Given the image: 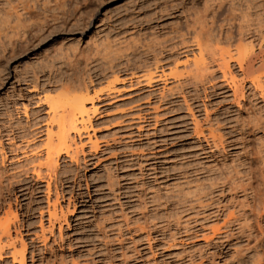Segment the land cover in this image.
<instances>
[{"label":"rangeland","instance_id":"374dc122","mask_svg":"<svg viewBox=\"0 0 264 264\" xmlns=\"http://www.w3.org/2000/svg\"><path fill=\"white\" fill-rule=\"evenodd\" d=\"M217 1L0 0L4 183L12 174L14 181L25 177L26 141L32 148L42 144L44 137L31 132L44 129L48 99L65 90L63 84L69 96L85 86L88 96L99 98L89 130L98 151L82 134L75 137L85 144L77 162L59 160L68 171L58 188L57 210L67 216L60 233L56 224L45 244L31 242L39 215L26 218L24 207L45 211L53 188L47 199L45 183L27 175L24 182L36 188L32 199L16 189L15 213L30 223L23 241L28 252L43 253L34 260L28 253L27 264L53 257L56 264H254L264 258V94L246 81L234 99L220 67L231 57V75L240 78L233 38L246 24L254 67L264 65V0H247L255 5L249 12L243 0L237 4L245 7L231 0L234 10L246 9L241 15L251 12L248 19L229 0ZM226 36L232 40L226 43ZM198 48L206 69L195 82L188 72L194 73ZM260 68L254 75L263 79ZM150 74L165 79L144 85ZM187 76L193 82L183 81ZM195 121L202 135L194 133ZM8 198L14 209V196ZM6 210L0 209V221ZM42 223L47 227L46 217Z\"/></svg>","mask_w":264,"mask_h":264},{"label":"bare ground","instance_id":"6f19581e","mask_svg":"<svg viewBox=\"0 0 264 264\" xmlns=\"http://www.w3.org/2000/svg\"><path fill=\"white\" fill-rule=\"evenodd\" d=\"M220 1H217V2H220ZM229 1H230L229 5L231 6V4H232L231 0H229ZM233 1H235V0H233ZM243 1H242L243 3L247 2V0L246 1L243 0ZM254 1L255 0H253L252 2H254ZM257 1L258 0H256V2ZM235 2H236V4L239 2L241 4V0L238 2L237 1H235ZM212 3H213V1H212ZM247 3H249V2H247ZM247 3H245L247 5L246 8L248 7L250 9L251 7H249V6L252 4L250 2V5L248 6ZM236 4H233L232 6L234 7ZM240 4H237V5H240ZM254 4H255V2H254ZM254 4L252 6L255 7V5H257V4H255V5ZM259 5H260V3H259ZM232 6H231V8L236 13V12H238L237 9H240L241 5L237 6L239 8H236V10H234L235 7L233 8ZM242 6H243V4H242ZM228 7H226V8L228 9ZM243 7H245V6H243ZM257 7L255 9L256 14L258 13ZM231 8L229 10L231 12L227 11L228 13H234V12H232ZM243 9H245V8H243ZM243 9L241 8L239 10V13H238V15H240L241 19L244 16L246 17L247 14L248 15L251 14V12L248 13L249 12V9H248L247 10L248 12L244 13L246 15H244V14L241 15ZM245 10H244V12H245ZM255 10H254V12H255ZM260 11L263 12L262 10H260ZM240 12H241V14H240ZM9 13L11 15H14L11 12H9ZM240 17H239V19H240ZM247 17L249 18L250 16H247ZM246 18H243V20ZM243 20H241V21H243ZM251 21L249 20V23ZM0 24H1V22H0ZM243 24H245V20H244ZM246 25H243L246 27V29L243 26L242 27L244 29H239V30H242L243 32H241V31L239 32V30H238L237 31L238 35L235 34V37L233 38L235 41H233V44L235 42L236 45L233 46L230 43L232 40V37L228 36V37H230L229 39H231L230 42L228 41V44L230 43L233 47L236 48V51L234 49L235 54H236L234 60L236 61L235 63L238 66V69L240 72L239 74H241V76H239L240 78L238 77L239 79H236V77L233 76V74L231 75V72L229 70V65H228V61L231 59V57H229V59L227 58V59L222 60V63L220 64V67L222 68V74H223L222 76L227 77L229 75L228 79L230 78L229 79L230 90L232 92L234 99H237L239 96H241L243 94V87H244L243 85L246 81L250 82V84L253 85L252 87H254L256 90L258 89L261 96L264 94V78L262 79L260 76L254 75V73L261 66H264V65L262 64V60H261L258 63L259 65L257 64L258 67L257 66H256L257 68L254 67V63L256 60H253V58L255 55H257V54L254 55V50H253V47H254L253 44H255V43H253V41H250L249 38H248L249 41H246L248 35H247V32L245 33V31H248V34H249V30H247L248 29L247 27L250 24H248V26H246ZM239 27H241V26L239 25V22H238V28ZM250 30H252V28ZM252 34H253V32H252ZM220 37L218 36V38H220ZM228 37L227 36L224 37V40L226 41V39H228ZM252 37H250V38H252ZM220 41H218V42H220ZM222 42L224 43V41H222ZM212 43H214V41ZM215 43H216V40H215ZM226 43H227V41H226ZM197 45L200 48V43L197 42ZM216 47L218 48V46H216ZM260 48H261V46H260ZM198 51H199V52H197L198 56H195V58L193 57L194 59L191 60L192 61L191 64L194 67V68L192 67L194 69V73L192 75L190 74V72H193V70L191 69V66H190L191 71L190 72L187 71L188 76L191 79L195 80V82L199 81L198 80L199 78H197V76L200 77L199 72L202 71V69H204V66H206L204 64V56L201 52V49H199ZM220 51L225 53V51H223L222 49ZM225 54H227V53H225ZM256 57L257 56H255V58ZM263 63H264V61H263ZM205 69H206V67H205ZM186 75H184V76H186ZM189 77L188 78L185 77L186 80H183V81H187V80L189 81V79H190ZM164 79H165L164 74L157 75V76L150 74V75H147L144 78H142V82L144 85L149 86L154 80L155 81H157V80L162 81ZM191 79H190V81L193 82V80H191ZM57 82L59 83V79L57 80ZM181 82H179V83H181ZM54 83H56V81L53 82V84ZM64 83H67V80ZM193 84H195V83H193ZM66 85L68 86V84H66ZM35 86H37V85H35ZM59 86H62V85L59 84L57 87H59ZM67 86H64V84H63L64 88L65 87L67 88ZM64 88H62V89H64ZM66 88H65V90H63V91L61 90L60 93L56 94V97L55 96L49 97L48 103H47V110H46L47 120L45 119L46 121L44 122V127H43L44 129L41 130V129L37 128L40 131L36 130V132H34V131L31 132L32 134L34 133L33 136L38 135V136L44 137L42 144L39 146L42 148V150H40L38 145H36L35 147L32 148L31 146H34V144L30 145V142H31L30 139H29V141H26V144H27L26 146L31 147V148L30 147L28 148L30 150L29 151L30 153L28 152L30 155H29V157L27 156L24 160V163L20 165V169H21L20 172L25 177L23 179H20V180L18 179V180L14 181V179H16L18 176L16 174H12L10 176V178L8 179V181L6 180V178H4V180H6L5 181L6 183L3 182L2 176L0 177V178H2V179H0V209H3L4 207L7 208V210L5 211L6 217L0 221V262H6L9 259V262L11 264H27L26 256L28 253L30 255L31 260H34L35 257H37V259H38V255H43V253H40V251H37L36 249H31V251L28 252L27 245L23 241L22 232L23 231H25L26 233L29 232L30 223L28 222L27 219L25 220V218L19 220L17 213H15L16 207L19 206V204H20V201L18 200L19 199L18 192L16 189L19 188L18 191L20 193L23 191H27V194L31 195V199H32V196H34L33 195L34 191L36 192V190H35L36 188H34L33 185H28L29 183L27 184V182L26 183L24 182L27 179L26 177H28L27 175H30L31 178H35V180H37L39 182L45 183V190H46L45 193H46L47 199H48L50 192L53 188L54 198H53V200L50 199L52 201H50L48 199L45 211L43 208H34L33 206H30L29 204H27V206L24 207L25 212L23 211L26 218H28L29 216H33L34 214L38 213V215H39L38 221H39V226H40L39 231L33 233L30 236L31 237L30 241L31 242H33V241L42 242L43 244H45L47 241L46 234L48 233L50 236H53L54 226L56 224L58 225V230L60 233L61 223L67 222L66 214L64 212H62L61 210H60V212H58V210H57L58 199H59L58 188H59V186H62V182L64 181V178H65L64 177L65 173L66 172L68 173V171L63 170V169L60 170V168H59V160H60L61 155H64L65 157H69V159L71 158V160H74L75 162H77V158L75 157V155H77V152L82 150V147L85 144L82 145V143H80V141H79V143H77L75 140V137L79 138L80 136H82V134H84L86 136L85 139H86L87 143L90 145L91 149L93 150L92 152L98 151L99 146H98V143L96 141V138L94 139L93 136H90L89 130L92 129L90 119H91V115L95 114V112L97 111L96 102L99 101V98L97 96L96 97L88 96L89 90L85 86H84V91H83L84 93L82 92V94L79 93L80 95H74V96L67 95L68 91L66 90ZM209 115L210 114L208 112H206L205 117L207 120L209 118ZM39 123H41V121ZM202 130L203 129H201L200 123L195 121L194 133L196 135H202ZM213 137H215V135ZM36 149H38L42 153L40 154V152L38 150H37L38 151L37 152ZM66 179H67V177H66ZM9 194H12L14 196V202H15V208L14 209H13V203H11V201L9 199L10 197L8 199H6L7 195H9ZM25 194H24V192L21 193V195H23V196ZM12 210H14V211H12ZM12 212H14V214L11 217H9V214H12ZM44 217H46V220H47V227H44V225L42 223V219ZM12 229L14 231V236L12 235ZM262 237H263V235H262ZM105 258H106L105 261H107V262H110L113 259V258H111L109 253ZM94 260L95 259L90 260L89 264H92V262H94ZM251 261H253V260H251ZM261 261H263L262 263L264 264V258L263 259L262 258L256 259L254 264H261L260 263ZM44 262H45V260H44ZM63 262L60 261L58 264H63ZM237 262H236V264H238ZM239 263H240V261H239ZM30 264H32V262ZM45 264H56L55 257H53L52 260H46ZM71 264H77V263L72 262Z\"/></svg>","mask_w":264,"mask_h":264}]
</instances>
